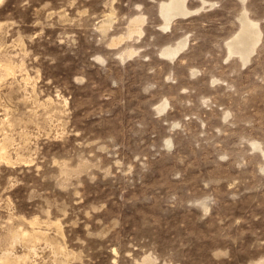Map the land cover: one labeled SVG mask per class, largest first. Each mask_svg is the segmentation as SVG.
Segmentation results:
<instances>
[{"label": "rangeland", "instance_id": "1", "mask_svg": "<svg viewBox=\"0 0 264 264\" xmlns=\"http://www.w3.org/2000/svg\"><path fill=\"white\" fill-rule=\"evenodd\" d=\"M0 264H264V0H0Z\"/></svg>", "mask_w": 264, "mask_h": 264}]
</instances>
